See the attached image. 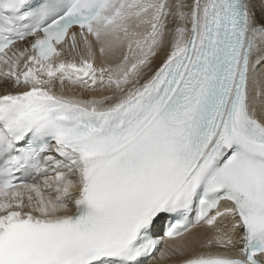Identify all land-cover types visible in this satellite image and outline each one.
Masks as SVG:
<instances>
[{"label":"snow or ice","instance_id":"snow-or-ice-1","mask_svg":"<svg viewBox=\"0 0 264 264\" xmlns=\"http://www.w3.org/2000/svg\"><path fill=\"white\" fill-rule=\"evenodd\" d=\"M0 264H264V0H0Z\"/></svg>","mask_w":264,"mask_h":264}]
</instances>
